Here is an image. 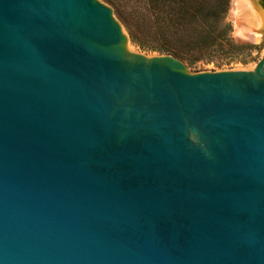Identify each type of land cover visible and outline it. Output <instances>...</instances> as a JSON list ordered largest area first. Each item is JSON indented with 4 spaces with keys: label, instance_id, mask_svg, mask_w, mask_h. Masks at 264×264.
I'll return each instance as SVG.
<instances>
[{
    "label": "water",
    "instance_id": "95a60500",
    "mask_svg": "<svg viewBox=\"0 0 264 264\" xmlns=\"http://www.w3.org/2000/svg\"><path fill=\"white\" fill-rule=\"evenodd\" d=\"M128 41L101 0H0V264H264V50Z\"/></svg>",
    "mask_w": 264,
    "mask_h": 264
},
{
    "label": "trees",
    "instance_id": "16d2710c",
    "mask_svg": "<svg viewBox=\"0 0 264 264\" xmlns=\"http://www.w3.org/2000/svg\"><path fill=\"white\" fill-rule=\"evenodd\" d=\"M126 1V11L117 10V16L130 41L144 51L172 54L194 66L220 46L226 55L252 47L228 34L224 18L229 0Z\"/></svg>",
    "mask_w": 264,
    "mask_h": 264
},
{
    "label": "rangeland",
    "instance_id": "374dc122",
    "mask_svg": "<svg viewBox=\"0 0 264 264\" xmlns=\"http://www.w3.org/2000/svg\"><path fill=\"white\" fill-rule=\"evenodd\" d=\"M101 1L112 8L114 16L120 22L122 29H124L125 32L127 33L123 22L117 16V10L126 11L127 1L126 0H101ZM224 22L229 26L228 34L234 42L240 44H251L252 47L248 50L245 49L243 51L232 53L231 55L230 54L226 55L224 54L223 51L219 49L222 48V46H220L218 47L217 51L205 54L204 58L202 60L197 61L194 66H188L186 62H184V60H182L177 56L175 57L182 60L186 64L188 70L191 72L229 68V67H246L256 64V62L260 59L262 52L264 50V31H261L259 37L254 41L247 40L246 38L240 35L239 27L242 26V22L238 20L235 15V0H229L228 9L225 14ZM223 45L226 46L225 44ZM128 47L133 51L144 52V53H157V52L144 51L140 49L137 45L132 43L130 39L128 41Z\"/></svg>",
    "mask_w": 264,
    "mask_h": 264
},
{
    "label": "bare ground",
    "instance_id": "6f19581e",
    "mask_svg": "<svg viewBox=\"0 0 264 264\" xmlns=\"http://www.w3.org/2000/svg\"><path fill=\"white\" fill-rule=\"evenodd\" d=\"M235 15L242 22L240 35L247 40H256L264 28V15L255 0H235Z\"/></svg>",
    "mask_w": 264,
    "mask_h": 264
},
{
    "label": "flooded vegetation",
    "instance_id": "af4514ba",
    "mask_svg": "<svg viewBox=\"0 0 264 264\" xmlns=\"http://www.w3.org/2000/svg\"><path fill=\"white\" fill-rule=\"evenodd\" d=\"M256 5L258 6L260 12L264 15V0H255ZM264 31V28L262 29Z\"/></svg>",
    "mask_w": 264,
    "mask_h": 264
}]
</instances>
